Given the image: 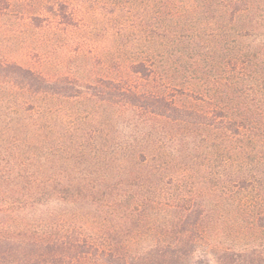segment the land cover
Here are the masks:
<instances>
[{
	"label": "trees",
	"instance_id": "1",
	"mask_svg": "<svg viewBox=\"0 0 264 264\" xmlns=\"http://www.w3.org/2000/svg\"><path fill=\"white\" fill-rule=\"evenodd\" d=\"M8 36L0 264H264V0H0Z\"/></svg>",
	"mask_w": 264,
	"mask_h": 264
},
{
	"label": "rangeland",
	"instance_id": "2",
	"mask_svg": "<svg viewBox=\"0 0 264 264\" xmlns=\"http://www.w3.org/2000/svg\"><path fill=\"white\" fill-rule=\"evenodd\" d=\"M20 46H22V45H20V43L18 42V38H15V37L12 38V37L8 36V37H4V38L0 39V47H2V50L8 54H11V53L17 54L21 50ZM24 47L27 48V46H24ZM53 48H54V46H53ZM36 54H38V53L31 52L28 55L26 54L24 57H22L20 59V61H23V62L26 61V63L33 64L34 61H37V55ZM21 55H24V54L20 53L18 56H21ZM200 255H201V251L196 252L194 259L198 261ZM210 264H215V262H212Z\"/></svg>",
	"mask_w": 264,
	"mask_h": 264
}]
</instances>
